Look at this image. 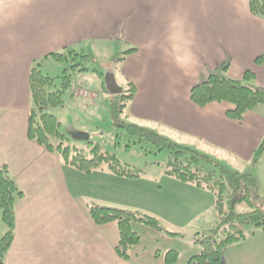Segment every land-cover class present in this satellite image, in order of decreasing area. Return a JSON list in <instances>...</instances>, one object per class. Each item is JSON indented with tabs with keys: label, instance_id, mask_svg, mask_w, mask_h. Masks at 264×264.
Instances as JSON below:
<instances>
[{
	"label": "crops",
	"instance_id": "1",
	"mask_svg": "<svg viewBox=\"0 0 264 264\" xmlns=\"http://www.w3.org/2000/svg\"><path fill=\"white\" fill-rule=\"evenodd\" d=\"M121 41L126 51L136 49L119 67L123 88L135 87L126 122L211 157L226 154L239 163L253 159L264 137L261 110L239 122L227 116L228 103L201 108L191 100V89L224 64L230 78L243 80L251 72L264 88V63L257 64L264 56V19L251 14L249 0H0V167H9L24 194L16 203L15 239L6 264H168L171 251L178 253L180 264L175 249L149 251L140 249L141 243L131 249L129 261L121 259L115 251L118 225H95L85 200L75 195L74 178H82V171L71 165L66 169L57 153L28 135L33 65L65 49L83 53L93 44ZM94 176L108 183L101 190L109 193V207L135 208V192L122 185L135 186L141 177L110 170ZM176 181L178 197L166 200L170 215L165 223L192 229V238L213 229V192ZM180 200L188 205L182 208ZM5 232L2 222L0 240ZM247 234L225 250L226 264H264V231ZM192 242L187 263L201 253Z\"/></svg>",
	"mask_w": 264,
	"mask_h": 264
},
{
	"label": "trees",
	"instance_id": "2",
	"mask_svg": "<svg viewBox=\"0 0 264 264\" xmlns=\"http://www.w3.org/2000/svg\"><path fill=\"white\" fill-rule=\"evenodd\" d=\"M251 14L264 19V0H249ZM136 49L123 53L118 63H123L128 55ZM66 64V70L59 78L44 75L41 62L35 63L30 74L31 111L29 118V138L45 147L51 153H57L62 162L90 173L102 163H107L109 170L119 176L129 178L141 177V170L122 166L115 157L106 156L97 145L89 152L75 151L67 144L70 140L61 132L62 123L50 114V108H62L65 95L72 87V79L79 73H89L86 67L91 58L76 50H64L47 56ZM264 63V56L257 59V64ZM229 66L224 64L212 72L205 81L191 89V100L198 107L204 108L211 103H228L232 109L227 112L230 119L241 122L246 113L258 106L264 107V88L256 85L254 75L248 72L243 80H235L228 76ZM99 78L103 73L94 71ZM60 80V81H59ZM59 81V82H58ZM105 90L104 83L102 84ZM135 93L133 84L128 83L124 94L109 98L110 111L116 120L124 115ZM264 116V113H263ZM120 130L141 143L150 144L160 151H168L170 160L167 163L166 175L184 183H191L199 188L207 189L215 195L216 226L207 231L195 234L194 242L201 248V253L193 256L187 264H226L225 250L245 239L248 226L264 231V200L258 194V181L254 174H241L233 171L210 156L182 146L160 135L154 130L131 124L125 120L116 123ZM57 140L56 146L51 142ZM91 144V142H88ZM89 154V155H88ZM264 155V137L254 152L252 168ZM63 163V164H64ZM24 194L13 178L8 166L0 167V218L6 232L0 240V264H6V256L15 239L17 216L16 203ZM246 205L250 210L238 213L237 209ZM91 220L95 225L116 223L120 241L115 248L117 255L130 260L131 249L140 243V236L133 230L136 222L144 223L151 228L161 230L157 219L141 215L131 210L93 206L90 210ZM178 253L171 251L166 256L168 264H176Z\"/></svg>",
	"mask_w": 264,
	"mask_h": 264
},
{
	"label": "rangeland",
	"instance_id": "3",
	"mask_svg": "<svg viewBox=\"0 0 264 264\" xmlns=\"http://www.w3.org/2000/svg\"><path fill=\"white\" fill-rule=\"evenodd\" d=\"M126 50L123 41L112 42L104 47L96 46L95 44L90 45L83 52L92 57L90 62L86 63V67L90 72L86 74L79 73L76 77H73L72 87L65 95L64 107L50 108L48 112L56 116L62 123L61 132L70 138L67 144L73 151L78 149L79 151L86 150V152H89L98 145L103 154L115 157L122 166L141 170L142 181L135 186L122 185L123 190L135 192L136 196L133 203L135 208H132L133 210L131 211L157 219L161 230L137 222L135 230L140 236V243L142 244L140 249L146 246L149 251H157L159 249L164 253L165 247H170L180 253L179 263L186 264L187 262H184V258L187 256L191 242L193 241L192 243H194L192 229H176L165 223V217L170 215L165 214L166 200L169 197H178L177 188L174 185L176 184L174 182L177 181L166 175L170 153L168 151H160L150 144L141 143L135 138L129 137L126 132L117 127L116 123L120 120H125L126 113L120 117V120L113 118L110 111V103L107 101L109 96L101 88V82L97 74L93 73L94 71L105 74L113 72L120 84L122 81L119 74L121 63H118L117 60L123 57V53ZM65 70L66 64L64 62H58L50 58L44 64L43 61L41 62L42 73L52 78L61 77ZM256 110H261L264 113L263 106H258ZM70 128L89 134L91 144L88 143L89 140L73 139L69 134ZM51 142L56 146V139H52ZM191 149L196 150L195 147H191ZM262 157V160L260 159L256 168L253 169L252 160L249 162L240 160L242 162L239 163L226 154L219 155L216 158L210 156L212 160L218 161L221 165L233 171L241 174H254L258 181L259 197L264 200V155ZM64 165L66 169L70 168V165H66V163ZM108 170V164L102 163L90 172L93 174L92 176L87 177L88 174L82 171L80 173L83 174L82 178H74L75 182L78 183L76 187L79 190L76 191L75 195L80 201L85 200L84 205L89 208V211L93 206L109 207L106 204L108 199H105L109 193H104L101 190V187L108 188V183L103 177L94 176L95 172L102 174L108 172ZM138 195L140 196L137 197ZM100 197H103V202ZM179 199L182 198L180 197ZM121 201H124V198H121ZM180 205L184 208L188 205V202L180 200ZM262 207L264 208V205ZM249 210L246 205H241L237 212L244 213ZM213 217L215 218V211L213 212ZM0 224H2V221H0ZM213 225L211 226L212 228L215 227ZM252 230H255L254 226L246 227L245 234L248 235L247 233H251Z\"/></svg>",
	"mask_w": 264,
	"mask_h": 264
},
{
	"label": "water",
	"instance_id": "4",
	"mask_svg": "<svg viewBox=\"0 0 264 264\" xmlns=\"http://www.w3.org/2000/svg\"><path fill=\"white\" fill-rule=\"evenodd\" d=\"M104 83L106 86V90L110 96H118V95H121L123 93V89L117 84L115 75L113 73H106L105 74ZM69 134L75 140H86V141H88L90 139L89 134L79 132L78 130H76L74 128L69 129Z\"/></svg>",
	"mask_w": 264,
	"mask_h": 264
},
{
	"label": "clouds",
	"instance_id": "5",
	"mask_svg": "<svg viewBox=\"0 0 264 264\" xmlns=\"http://www.w3.org/2000/svg\"><path fill=\"white\" fill-rule=\"evenodd\" d=\"M172 23L174 24L175 23V20H173Z\"/></svg>",
	"mask_w": 264,
	"mask_h": 264
}]
</instances>
